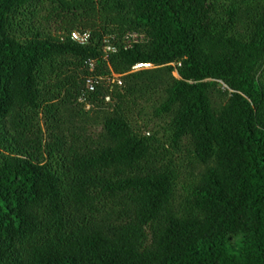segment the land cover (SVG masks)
Returning <instances> with one entry per match:
<instances>
[{
    "label": "trees",
    "instance_id": "16d2710c",
    "mask_svg": "<svg viewBox=\"0 0 264 264\" xmlns=\"http://www.w3.org/2000/svg\"><path fill=\"white\" fill-rule=\"evenodd\" d=\"M0 264H264V0H0Z\"/></svg>",
    "mask_w": 264,
    "mask_h": 264
},
{
    "label": "rangeland",
    "instance_id": "374dc122",
    "mask_svg": "<svg viewBox=\"0 0 264 264\" xmlns=\"http://www.w3.org/2000/svg\"><path fill=\"white\" fill-rule=\"evenodd\" d=\"M40 20V18H39ZM38 20V21H39ZM133 39H135V36H133ZM148 69V68H146ZM175 75V74H174ZM156 97L153 96L151 97V102L153 103L155 101ZM144 104V111L143 114L136 120V126L140 128L139 130L143 132L144 134L149 133L151 134H158V136H162L163 134V129L165 128V125L163 121L160 119H154L153 118V113H152V105L150 103H145ZM140 108V107H139ZM136 114V113H135ZM146 128V130H144ZM94 133H97L100 130V126H95L91 129ZM172 157V162L173 165L175 166V169L178 170L181 173V177L178 179L177 182V188H176V196L178 199L182 200L188 193V189L191 185V183L194 181V177H191L188 175V172L184 169L185 166L181 165V161L185 157V152L180 151L178 152H173L170 150L169 152ZM235 248H239L240 244L237 241H234Z\"/></svg>",
    "mask_w": 264,
    "mask_h": 264
},
{
    "label": "built area",
    "instance_id": "2783aa9c",
    "mask_svg": "<svg viewBox=\"0 0 264 264\" xmlns=\"http://www.w3.org/2000/svg\"><path fill=\"white\" fill-rule=\"evenodd\" d=\"M86 35H83V36H79V35H77V34H72L71 35V38L73 39V40H76L77 42H79V43H82V42H84V40H85V37ZM146 68H148V66L147 65H142V64H139V65H136V66H134L133 67V70H140V69H146Z\"/></svg>",
    "mask_w": 264,
    "mask_h": 264
}]
</instances>
